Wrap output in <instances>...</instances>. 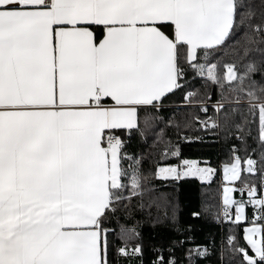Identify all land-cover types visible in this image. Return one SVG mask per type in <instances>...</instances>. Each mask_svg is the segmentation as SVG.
<instances>
[{
    "label": "snow or ice",
    "instance_id": "obj_1",
    "mask_svg": "<svg viewBox=\"0 0 264 264\" xmlns=\"http://www.w3.org/2000/svg\"><path fill=\"white\" fill-rule=\"evenodd\" d=\"M0 264H264V0H0Z\"/></svg>",
    "mask_w": 264,
    "mask_h": 264
},
{
    "label": "trees",
    "instance_id": "obj_2",
    "mask_svg": "<svg viewBox=\"0 0 264 264\" xmlns=\"http://www.w3.org/2000/svg\"><path fill=\"white\" fill-rule=\"evenodd\" d=\"M205 139H208L205 136ZM223 145L212 143H191L183 145V152L186 158L190 159H209L214 167L218 169L222 166L225 160ZM170 162L175 163L172 160ZM222 185L221 174L218 172L214 177V182L210 185H202L198 178H187L186 182L180 185V203L182 206L181 221L184 226L194 225L197 229L196 238L198 242H205L208 237L215 236L216 241L219 242L223 237H226L228 222H225V230L223 232L218 228L217 223H213V214L222 208ZM221 211V210H220ZM201 213L202 219L193 218L190 213ZM241 228L236 230V236L241 245L246 241L243 238V228L247 226L244 222ZM150 230L145 229L146 235ZM174 236L172 232H164L163 237L170 238ZM215 259V258H213Z\"/></svg>",
    "mask_w": 264,
    "mask_h": 264
},
{
    "label": "crops",
    "instance_id": "obj_3",
    "mask_svg": "<svg viewBox=\"0 0 264 264\" xmlns=\"http://www.w3.org/2000/svg\"><path fill=\"white\" fill-rule=\"evenodd\" d=\"M220 168H222V166L220 167ZM220 174H221V185H223L224 184V181L222 180L223 178H222V172H220ZM222 188H223V186H222ZM236 196H237V198H239L238 197V194H235Z\"/></svg>",
    "mask_w": 264,
    "mask_h": 264
},
{
    "label": "rangeland",
    "instance_id": "obj_4",
    "mask_svg": "<svg viewBox=\"0 0 264 264\" xmlns=\"http://www.w3.org/2000/svg\"><path fill=\"white\" fill-rule=\"evenodd\" d=\"M222 180H223V179H222ZM225 183H226V182H224V184H223L222 186H224ZM222 189H223V188H222ZM221 195H223V193H222ZM220 210H221V212H222V208H221ZM247 226H249V225H247ZM247 226H246V227H247Z\"/></svg>",
    "mask_w": 264,
    "mask_h": 264
}]
</instances>
